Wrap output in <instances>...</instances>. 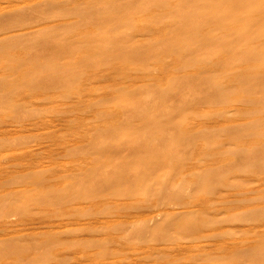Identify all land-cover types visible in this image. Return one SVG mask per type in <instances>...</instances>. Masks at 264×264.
<instances>
[{
    "label": "rangeland",
    "instance_id": "rangeland-1",
    "mask_svg": "<svg viewBox=\"0 0 264 264\" xmlns=\"http://www.w3.org/2000/svg\"><path fill=\"white\" fill-rule=\"evenodd\" d=\"M183 1L0 0V264H264V3Z\"/></svg>",
    "mask_w": 264,
    "mask_h": 264
},
{
    "label": "bare ground",
    "instance_id": "bare-ground-1",
    "mask_svg": "<svg viewBox=\"0 0 264 264\" xmlns=\"http://www.w3.org/2000/svg\"><path fill=\"white\" fill-rule=\"evenodd\" d=\"M75 1H76V0H75ZM151 1H152V0H151ZM208 1H209V0H208ZM211 1H212V0H211ZM216 1H217V0H216ZM225 1H226V0H225ZM225 1L223 0V2H222L223 5L225 4V3H224ZM227 1H229L228 3H232V4H234V2H235V1L232 2V0H231V2H230V0H227ZM227 1H226V2H227ZM253 1H255V0H253ZM257 1H258V0H256V2H257ZM260 1H262V0H260ZM260 1H259V3L257 2L258 5L264 3V0H263V2H261V3H260ZM183 2H186V0H184ZM194 2H195V1H194ZM213 2H214L213 4L216 3L215 0H213ZM247 2H248V1H247ZM256 2H254V3L252 2L253 5H251L252 3L249 4L250 2H248L247 6L244 4V5H245V6H244V9H245V10H246L247 8L250 9V10H248V9L246 10V13H245V14H246L247 16H248L247 11L249 12V11H251V9H252V7L250 8L249 6H250V5H251V6H254ZM180 3H182V1H181ZM187 3H188V1H187ZM190 3H191V2H190ZM228 3H226V5H227ZM257 3H256V4H257ZM148 4H150V3L147 2V4H146L147 6H146V5H145V6L148 7ZM184 4H185V3H184ZM192 4H193V2H192ZM218 4H219V3L217 2V3L215 4L216 6L213 5L214 8L216 7V10H217V8H219V7H217V6H219ZM236 4H237V3H236ZM238 4H239V3H238ZM238 4H237V5H238ZM187 5L189 6V4H187ZM141 6L144 7L143 5H141ZM141 6H140L139 8L142 9ZM188 6H187V7H188ZM210 6H211V5H210ZM238 6H239V5H238ZM238 6H237V7H238ZM255 6H257V5H255ZM260 6H261V5H260ZM262 7H263V5H262ZM262 7H261V8H262ZM136 8H137V7H136ZM190 8H191V9L193 8L192 5L190 6ZM190 8H189V10H190ZM228 8H230V7H228ZM256 8H257V7H256ZM137 9H138V8H137ZM181 9H182V7H181ZM181 9L178 10V13H184L183 10L188 11V10H187L188 8L186 9L185 7H183V10H182L183 12L180 11ZM219 9H220V8H219ZM230 9H231V8H230ZM230 9H229V10H230ZM232 9H233V8H232ZM235 9H236V8H235ZM233 10H234V9H233ZM261 10H262V9H261ZM261 10H258V11L261 12ZM179 11H180V12H179ZM218 11H219V10H218ZM218 11H217V12H218ZM223 11H225V9H224ZM223 11H221V13H222ZM235 11H236V10H235ZM241 11H243V10H241ZM258 11H257V12H258ZM263 11H264V9H263ZM254 12H255V11H254ZM259 12H258V13H259ZM186 13H187V12H186ZM219 13H220V11H219ZM219 13H218V14H219ZM226 13H228V12H226ZM255 13H256V12H255ZM27 14H28V13H27ZM42 14H43V13H42ZM96 14L99 15V12L96 13ZM96 14H95V15H96ZM184 14H185V13H184ZM184 14H183V15H184ZM190 14H191V13H190ZM228 14H229V13H228ZM245 14H244V15H245ZM183 15H182V16H183ZM220 15H221V14H220ZM250 15H251V12H250ZM180 16H181V14H180ZM28 17H29V16H28ZM259 17H260V16H259ZM259 17H258V18H259ZM244 18H245V17H244ZM246 18H247V17H246ZM249 18H250V16H249ZM250 19H251V18H250ZM262 19H263V17H262ZM262 19L259 18L260 22H261ZM244 20H248V19H244ZM255 20H257V23H258L259 20H258V19H255ZM179 22H180V21H179ZM201 23H202V22H201ZM242 23H243V21H242ZM245 23H246V21H245ZM249 23H250V22H249ZM255 23H256V22H254V24H255ZM257 23H256V24H257ZM251 24H252V27H253V23H251ZM256 24H255V26H254L255 28L257 27ZM242 25H243V24H242ZM195 26H196V25H195ZM248 26H249V25H248ZM248 26H246V27H248ZM157 27H159V26L157 25ZM174 27H175V26H174ZM249 27H250V26H249ZM249 27H248V28H249ZM254 27H253V28H254ZM171 28H173V27H171ZM244 28H245V26H244ZM248 28H247V29H248ZM173 29H174V28H173ZM176 29H178V27H177ZM189 29H190V28H189ZM189 29H188V30H189ZM171 30H172V29H171ZM174 30H175V29H174ZM174 30H173V31H174ZM182 30H185V28H184V29L182 28ZM245 31H246V29L243 30L244 33H245ZM247 31H249V29H248ZM247 31H246V32H247ZM189 32H190V30L188 31V33H189ZM250 32H251V31H250ZM250 32H249V34H248V32L246 33V34L248 35L247 38H248V37L250 38V39L248 38V40H251V38H252ZM251 33H252V32H251ZM253 33H254V32H253ZM253 33H252V35H253ZM190 34H193V33H190ZM260 34H262V33H260ZM263 34H264V32H263ZM263 34H262V35H263ZM193 35H194V34H193ZM244 35H245V34H244ZM210 36H211V35H210ZM241 36H242V35H241ZM263 36H264V35H263ZM263 36H262V37H263ZM212 38H213V37H212ZM242 38H243V37H242ZM242 38H240V43H241V44H242V42H244V41L241 42V40H244V38H243V39H242ZM201 39H202V38H201ZM245 39H246V38H245ZM246 41H247V40H246ZM240 43H239V45H240ZM237 44H238V42H237ZM120 45H121V44H120ZM251 45H252V44H251ZM240 46H241V45H240ZM240 46H239V48H240ZM230 47H231V46H230ZM242 47H243V46H242ZM163 48H165V47H163ZM223 48H224V47H223ZM248 49H249V48H248ZM248 49H247V54H248ZM250 49H251V48H250ZM250 49H249V51H251ZM254 50H255V48L253 47V48H252V52H253ZM99 51H100V50H99ZM241 51L244 52L243 50H241ZM245 51H246V50H245ZM87 52H88V51H87ZM156 52H157V51H156ZM210 52H211V51H210ZM213 52L215 53V51H212V53H213ZM217 52H218V50L216 51V53H217ZM242 52H239V55H241V54L243 55ZM257 52H259V51L257 50ZM163 53H164V52H163ZM249 53L251 54V52H249ZM164 54H166V53H164ZM256 54H257V53H255V55H254V54H253V55H254V56H258V55H256ZM261 54H262V53H261ZM215 55H216V54H215ZM239 55H238V56H239ZM244 55H246V53H245ZM210 56H211V55H210ZM168 57H169V56H168ZM168 57H167V58H168ZM263 57H264V54H263ZM243 58H245V57H243ZM246 58H248V57H246ZM261 58H262V57H261ZM161 59H162V58H161ZM70 60H71V58H70ZM116 60H117V59H116ZM257 60H258V59H257ZM119 61H120V60H119ZM261 66H262V65H261ZM261 66H260V65L258 66V68H259L258 70H260ZM263 66H264V64H263ZM207 67H208V66H207ZM209 67H210V65H209ZM210 69H211V68H210ZM258 70H257V71H258ZM22 72H24V70H23ZM236 72H237V70H236ZM188 74H189V73H188ZM235 74H236V73H235ZM237 74H238V73H237ZM237 74H236V75H237ZM233 75H234V74H233ZM9 76H10V75H9ZM66 76H67V75H66ZM56 77H57V76H56ZM186 77H187V76H186ZM51 82H52V81H51ZM13 84H14V83H13ZM53 85H54V84H53ZM53 85H52V87H53ZM238 85H239V84H238ZM250 85H251V84H250ZM244 86H245V85H244ZM36 87H37V86H36ZM36 87H34V89H31V88H30V89H31V90H35ZM49 87H50V86H49ZM49 87H47V89H50V88H51V87H50V88H49ZM223 87H224V86H223ZM239 87H240V86H239ZM32 88H33V87H32ZM173 88H174V90L176 89V87H173ZM236 88H238L237 85H236ZM41 89H42V88H41ZM44 89H45V88H44ZM221 89H222V88H221ZM45 90H46V89H45ZM45 90H44V91H45ZM28 91H30V90L28 89ZM41 91H43V90H41ZM44 91H43V92H44ZM46 91H48V90H46ZM75 92H76V91H75ZM236 92H237V91H236ZM196 93H197V92H196ZM205 93H206V92H205ZM197 94H198V93H197ZM182 97H183V96H182ZM184 98H185V97H184ZM172 99H173V98H172ZM172 99H170V100H172ZM172 101H173V100H172ZM164 102H165V101H164ZM167 102H168V100H167ZM169 103H171V101H170ZM177 103H179V101H178ZM164 105H165V104H164ZM166 105H167V103H166ZM161 106H162V105H161ZM4 108H5V107H4ZM263 108H264V107H263ZM122 115H123V114H122ZM126 115H127V114H126ZM126 115H125V116H126ZM130 115H131V114H130ZM123 116H124V115H123ZM128 117H129V115H128ZM263 117H264V116H263ZM126 118H127V117H126ZM262 119H263V118H262ZM124 120H125V119H124ZM235 140H238V139H235ZM239 140H240V139H239ZM215 142H216V141H215ZM130 148H131V147H130ZM132 148H133V147H132ZM127 149H128V148H126V150H127ZM129 150H130V149H129ZM123 152H124V150H123ZM125 152H127V151H125ZM255 169H256V168H255ZM256 170H258V168H257ZM219 180H220V178H219ZM222 180H223V179H222ZM227 183H229V182H227ZM210 184H211V183H209V185H210ZM222 184H225V180H223V183H222ZM231 200H232V199H231ZM263 218H264V217H263ZM198 220H199V218H198ZM200 222H201V221H200ZM199 224H201V223H199ZM197 225H198V224H197ZM180 227H181V226H180ZM195 227H196V226H195ZM257 227H258V226H257ZM6 230H7V229H6ZM194 230H195V229H194ZM197 230H199V227H198ZM209 230H210V229H209ZM211 230H212V229H211ZM201 231H203V230H200V232H201ZM17 232H18V231H17ZM201 233H202V232H201ZM255 235H256V234H255ZM199 236H200V235H199ZM256 236H258V235H256ZM259 236H260V235H259ZM261 236H263V235H261ZM257 238H258V237H257ZM259 238H260V237H259ZM209 253H210V252H209ZM155 259H156V258H155ZM156 262H157V261H156Z\"/></svg>",
    "mask_w": 264,
    "mask_h": 264
}]
</instances>
